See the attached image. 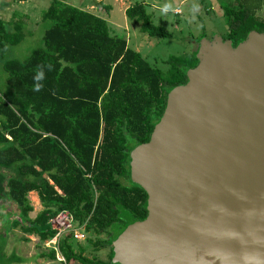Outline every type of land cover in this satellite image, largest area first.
Instances as JSON below:
<instances>
[{"label": "trees", "instance_id": "1", "mask_svg": "<svg viewBox=\"0 0 264 264\" xmlns=\"http://www.w3.org/2000/svg\"><path fill=\"white\" fill-rule=\"evenodd\" d=\"M263 1L238 0L241 11L232 19L226 9L233 47L251 31L264 32L257 14ZM125 16L140 22L149 37L171 36L152 23L142 3L127 7ZM42 20L48 22L42 47L3 63L9 91L0 94V207L11 206L16 218L10 225L40 242L55 233L49 218L68 211L85 232L107 236L92 244L109 246V255L105 262L87 258L68 234L59 241L65 262L112 264V243L147 214L146 192L130 178V153L149 140L167 94L185 84L197 64V51L169 59L170 69L162 72L112 36L95 14L53 0ZM12 25L8 33L0 20L1 54L23 38L22 24ZM49 64L43 90L33 91L37 66ZM30 192L43 207L33 219ZM49 257L55 259L54 251Z\"/></svg>", "mask_w": 264, "mask_h": 264}, {"label": "water", "instance_id": "2", "mask_svg": "<svg viewBox=\"0 0 264 264\" xmlns=\"http://www.w3.org/2000/svg\"><path fill=\"white\" fill-rule=\"evenodd\" d=\"M196 57L130 153L147 214L112 264H264V32L203 39Z\"/></svg>", "mask_w": 264, "mask_h": 264}, {"label": "rangeland", "instance_id": "3", "mask_svg": "<svg viewBox=\"0 0 264 264\" xmlns=\"http://www.w3.org/2000/svg\"><path fill=\"white\" fill-rule=\"evenodd\" d=\"M26 3L37 1L39 6L32 11L31 31L23 34L22 40L15 45H8L4 54L0 53V94L9 91L7 74L3 63L7 60H24L37 48L42 47V36L48 27V22L42 20V13L53 0H23ZM84 11H92L106 20L109 32L127 41L130 49L139 52L151 67L167 72L170 65L166 63L173 57L188 56L198 50L203 39L212 40L215 36L223 39L229 37L226 9L234 14L241 11L238 0H60ZM100 2L102 5H97ZM144 4L154 25L163 26L171 36L169 38L149 37L140 31V22L127 19L124 9L135 4ZM16 6L18 0H11ZM17 8V7H16ZM113 11L109 12L110 9ZM111 9V10H112ZM14 11H19L18 9ZM90 11V12H91ZM264 18V1L257 11ZM97 15V16H98ZM24 26V24H22ZM127 183V182H125ZM33 211L29 217L33 219L43 207L37 194H28ZM16 218V212L11 206L0 207V264H79L77 262L61 263L56 258L51 259V250L44 248L34 235L24 234L19 227H12L10 222ZM84 227V226H83ZM82 228V227H81ZM83 229V228H82ZM82 239L74 240V247L84 248V255L90 259L108 261L109 246L96 249L92 242L104 241L105 234L95 236L81 232ZM89 240L91 242H89Z\"/></svg>", "mask_w": 264, "mask_h": 264}, {"label": "built area", "instance_id": "4", "mask_svg": "<svg viewBox=\"0 0 264 264\" xmlns=\"http://www.w3.org/2000/svg\"><path fill=\"white\" fill-rule=\"evenodd\" d=\"M48 225L55 233L53 237L44 241V248L54 251L55 258L59 262L64 263L65 259L59 251L60 239L71 234L72 239L81 240V232H84V227L78 225L73 216L65 210L57 211L54 216L50 217Z\"/></svg>", "mask_w": 264, "mask_h": 264}, {"label": "crops", "instance_id": "5", "mask_svg": "<svg viewBox=\"0 0 264 264\" xmlns=\"http://www.w3.org/2000/svg\"><path fill=\"white\" fill-rule=\"evenodd\" d=\"M61 2L69 5V3H66V1H61ZM38 7L40 6L37 1H34L32 3H26L23 0H18V4L16 6H13L11 4V0H0V20L4 23L5 31L8 33L13 32L12 24L20 22L21 24H24V26L22 25V33L24 34L26 32H30L31 31L30 28L34 20V19L31 20L32 14H33L32 11L36 10ZM48 7H46L45 10ZM16 9H18L19 11H14ZM111 9L109 12L113 11V9L112 10ZM125 10L126 8L124 9V14H125ZM90 11H87V12H90ZM90 13L95 14L92 11ZM95 15H98V14H95Z\"/></svg>", "mask_w": 264, "mask_h": 264}, {"label": "clouds", "instance_id": "6", "mask_svg": "<svg viewBox=\"0 0 264 264\" xmlns=\"http://www.w3.org/2000/svg\"><path fill=\"white\" fill-rule=\"evenodd\" d=\"M45 69L48 71L52 70V65H38L37 66V71L35 72L33 76V91L35 92H40L44 88V84L42 81L46 79V72Z\"/></svg>", "mask_w": 264, "mask_h": 264}]
</instances>
